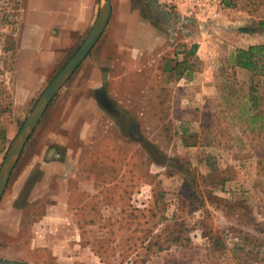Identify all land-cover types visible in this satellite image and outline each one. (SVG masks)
Here are the masks:
<instances>
[{
    "label": "rangeland",
    "instance_id": "374dc122",
    "mask_svg": "<svg viewBox=\"0 0 264 264\" xmlns=\"http://www.w3.org/2000/svg\"><path fill=\"white\" fill-rule=\"evenodd\" d=\"M30 1L0 0V167L90 32H46L47 3ZM112 4L12 171L0 201V257L264 264V129L250 126L239 104L258 77L232 63L236 49L264 43V0H229L194 54L154 0Z\"/></svg>",
    "mask_w": 264,
    "mask_h": 264
},
{
    "label": "water",
    "instance_id": "95a60500",
    "mask_svg": "<svg viewBox=\"0 0 264 264\" xmlns=\"http://www.w3.org/2000/svg\"><path fill=\"white\" fill-rule=\"evenodd\" d=\"M113 4L112 0H102V4L90 32L88 33L83 44L78 51L71 57L67 64L52 79L46 89L43 91L32 111L25 119L19 133L10 145L5 159L0 167V201L9 183L12 171L17 164L25 145L32 132L40 122L46 112L50 102L62 88L66 81L75 73L78 67L88 56L92 48L95 46L102 33L106 29L112 16ZM0 264H36L24 260L7 259L0 257Z\"/></svg>",
    "mask_w": 264,
    "mask_h": 264
},
{
    "label": "built area",
    "instance_id": "2783aa9c",
    "mask_svg": "<svg viewBox=\"0 0 264 264\" xmlns=\"http://www.w3.org/2000/svg\"><path fill=\"white\" fill-rule=\"evenodd\" d=\"M168 16L179 23L181 28L173 32H181L186 39L193 40L191 44L202 47L201 34L207 33L210 26L220 22L223 7L227 0H154Z\"/></svg>",
    "mask_w": 264,
    "mask_h": 264
},
{
    "label": "trees",
    "instance_id": "16d2710c",
    "mask_svg": "<svg viewBox=\"0 0 264 264\" xmlns=\"http://www.w3.org/2000/svg\"><path fill=\"white\" fill-rule=\"evenodd\" d=\"M229 0L226 1V4ZM261 25H264V20L260 21ZM245 31L251 29L245 28ZM197 50V45H193L190 53L194 54ZM232 63L235 66L247 69L251 71L258 79H254L248 89L243 93L245 101H240V107L245 108L248 105V115L250 126L253 124H259V128L264 129V94L260 91L259 86L264 81V43L251 44L247 48H238L232 54ZM188 63V57L184 58V61H178V65ZM242 102V103H241ZM244 113V112H243ZM0 135L2 138H6V128L1 127ZM186 144H188L186 142ZM196 144V143H194ZM220 243V240L214 238V243ZM248 253H254L248 250Z\"/></svg>",
    "mask_w": 264,
    "mask_h": 264
},
{
    "label": "crops",
    "instance_id": "0c3cea01",
    "mask_svg": "<svg viewBox=\"0 0 264 264\" xmlns=\"http://www.w3.org/2000/svg\"><path fill=\"white\" fill-rule=\"evenodd\" d=\"M42 2L47 3L45 6L48 8L47 14L49 18H52L44 26L46 32L55 31L60 35L63 33L85 34L89 32L96 21L102 4V0H43ZM29 3H31L30 0ZM176 25L177 30H180V24L176 22Z\"/></svg>",
    "mask_w": 264,
    "mask_h": 264
},
{
    "label": "flooded vegetation",
    "instance_id": "af4514ba",
    "mask_svg": "<svg viewBox=\"0 0 264 264\" xmlns=\"http://www.w3.org/2000/svg\"><path fill=\"white\" fill-rule=\"evenodd\" d=\"M98 93H99V97H100V99H101L104 103H106L108 106H110V104L108 103V101H107V99H106V97H105L103 91L100 90V91H98Z\"/></svg>",
    "mask_w": 264,
    "mask_h": 264
}]
</instances>
